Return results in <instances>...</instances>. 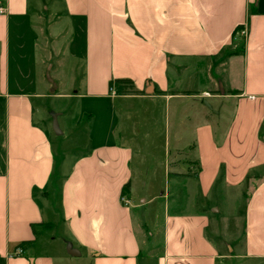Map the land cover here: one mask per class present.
<instances>
[{
    "label": "crops",
    "instance_id": "obj_1",
    "mask_svg": "<svg viewBox=\"0 0 264 264\" xmlns=\"http://www.w3.org/2000/svg\"><path fill=\"white\" fill-rule=\"evenodd\" d=\"M0 2V264L264 263V0H61L81 82L66 95L39 74L53 50L38 0ZM118 79L140 94L110 90ZM45 102L59 134L36 118ZM69 140L81 153L57 156ZM238 217L235 253L211 228Z\"/></svg>",
    "mask_w": 264,
    "mask_h": 264
},
{
    "label": "rangeland",
    "instance_id": "obj_2",
    "mask_svg": "<svg viewBox=\"0 0 264 264\" xmlns=\"http://www.w3.org/2000/svg\"><path fill=\"white\" fill-rule=\"evenodd\" d=\"M63 12V4L61 2V0H38V14L40 13L41 16H39L36 20L37 22V26L41 28L42 32H46V34H43V38H44V42H46L47 44L51 43L52 45V53H51V59L45 61L46 63H43L42 68L39 71L40 76L42 77V79H44L49 87V93H53V92H58V93H63V95L65 94H73L74 91L80 92V74L75 75L74 73L69 72V65L70 62L67 60H62L63 59V50L65 51L67 48V43H65L66 41L70 40L71 34L70 32H67L64 30L63 27H61L58 24L59 18L61 17V13ZM44 15L46 17V19L43 18ZM60 29H62L63 31H61V37H60ZM59 32V33H58ZM50 36L49 37L47 36ZM61 40H60V38ZM46 39V40H45ZM60 43V44H59ZM57 44V45H56ZM50 45V46H51ZM61 47L63 48V50L61 49ZM46 58V57H45ZM49 59V57H47ZM40 60H44V58L42 59L40 56ZM49 61V62H48ZM82 65V64H79ZM51 66L53 67L51 69ZM220 72L217 73L218 76H220ZM222 78V77H221ZM67 100L64 99H53L52 101H49L52 105H60V103H65ZM35 110L34 113L37 115L36 118L38 121H42L41 123H46L49 126H51V123H53L54 120L57 121V116L54 113L49 114L48 111L50 110V104L49 103H36L35 104ZM41 105V106H40ZM224 116L225 118L221 119V123L220 125L223 127L224 125L227 126V124L229 123V120L231 119L232 116V112H233V107L232 105L229 104H224ZM263 123H264V119H263ZM172 128H173V123H169V137H170V141L172 142ZM154 131V139L156 144L158 145V140L160 137V134L162 132V128H161V123H157V125H155V127L153 128ZM84 139V136L82 135L81 132H79L74 140L76 141L77 144H80V142H82ZM259 139L264 143V124L262 127V130L260 131V135H259ZM171 150H172V145L170 146ZM56 151V155H60V152L62 150H66L67 152L72 153L73 152V156L75 155H79L81 153L80 150H76L75 148V144L73 140H69V141H65L64 144H56L55 148ZM72 155V154H70ZM153 159L149 158L145 161V165H144V169L145 171L148 169L153 168L154 166L156 168L159 169V167H157V160H155L156 157L160 156V151L158 148H156L154 154H153ZM158 172V171H157ZM258 172L261 174L260 178H263L264 176V169L263 170H258ZM145 173V172H143ZM148 175H144L141 176L140 178H148ZM161 176L157 175L158 181L159 178ZM258 178V177H257ZM141 182L138 184V191L140 194L143 195V189L142 186L140 185ZM248 189V188H247ZM249 192V189L248 191ZM246 197V194H245ZM245 206V204H244ZM240 210V207H239ZM231 222H227L226 220L221 223H215L212 225V232H213V238L214 241L217 244H221V242L224 240H228L229 241V247L231 246L232 248V244H234V242L236 240H238L239 244L238 247L235 248V253H238L239 248H241L242 244H243V240L240 241V236L242 235V224H241V220L239 219V217L236 220V226L232 223V225L230 224ZM228 258L226 260H223L222 264H264L263 262L259 261V260H250L244 257H239V258H233L231 257L232 251H228ZM77 264H87L86 262V257L85 255L81 256L80 259H77Z\"/></svg>",
    "mask_w": 264,
    "mask_h": 264
},
{
    "label": "trees",
    "instance_id": "obj_3",
    "mask_svg": "<svg viewBox=\"0 0 264 264\" xmlns=\"http://www.w3.org/2000/svg\"><path fill=\"white\" fill-rule=\"evenodd\" d=\"M244 30L243 26H238L234 29L233 33H232V41L234 42V39L236 38L237 35L240 34L241 31ZM116 89V92L118 94L121 95H138L140 94V92L136 89L134 83L129 80V79H118V80H114L111 81L109 83V89ZM158 94L161 93L159 91H156ZM128 190H129V184H126L125 186H123L122 190H121V196H124L126 194H128Z\"/></svg>",
    "mask_w": 264,
    "mask_h": 264
},
{
    "label": "built area",
    "instance_id": "obj_4",
    "mask_svg": "<svg viewBox=\"0 0 264 264\" xmlns=\"http://www.w3.org/2000/svg\"><path fill=\"white\" fill-rule=\"evenodd\" d=\"M4 12H5V9L0 2V15L4 14ZM243 34H244V30L240 32V35H243ZM120 201L125 206L129 204V202L124 196H121ZM21 254H22V250L20 248H17L13 253L14 256H20Z\"/></svg>",
    "mask_w": 264,
    "mask_h": 264
},
{
    "label": "water",
    "instance_id": "obj_5",
    "mask_svg": "<svg viewBox=\"0 0 264 264\" xmlns=\"http://www.w3.org/2000/svg\"><path fill=\"white\" fill-rule=\"evenodd\" d=\"M150 92H151V90H148V91H147V93H150ZM204 105H205L208 109H210V107H209L206 103H204ZM53 130H54V132H55L56 134H59V130H58V126H57V121H56V120L53 121Z\"/></svg>",
    "mask_w": 264,
    "mask_h": 264
}]
</instances>
